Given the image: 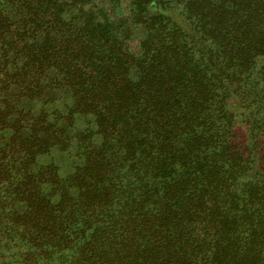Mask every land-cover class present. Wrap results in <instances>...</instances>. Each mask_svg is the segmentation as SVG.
<instances>
[{"label": "trees", "instance_id": "trees-1", "mask_svg": "<svg viewBox=\"0 0 264 264\" xmlns=\"http://www.w3.org/2000/svg\"><path fill=\"white\" fill-rule=\"evenodd\" d=\"M18 2L35 29L2 91L41 98L56 63L96 129L27 139L0 118V264H264V0H135L126 25L77 7L78 27ZM72 147L66 177L34 169Z\"/></svg>", "mask_w": 264, "mask_h": 264}, {"label": "rangeland", "instance_id": "rangeland-1", "mask_svg": "<svg viewBox=\"0 0 264 264\" xmlns=\"http://www.w3.org/2000/svg\"><path fill=\"white\" fill-rule=\"evenodd\" d=\"M135 0H59L66 4L67 18L72 17L74 20L72 27L81 26L84 22L83 16L76 15L78 11L77 7L89 8L92 12H96L99 8H103L102 11L111 22L121 21L125 25L130 22V9ZM13 2L8 0H0V8H5L3 11V27L5 26L6 34L0 36V80L4 79L3 74L5 72L12 74L19 70L23 64V44L29 42L31 39V31L35 29L31 19L22 20V14L26 11L23 10L18 0ZM11 4V5H10ZM68 6V7H67ZM89 6V7H88ZM23 21L26 23H23ZM25 27V29H23ZM138 32L132 37V46L135 50L136 46L142 39V31ZM25 35L23 40L21 36ZM136 51V50H135ZM30 70V69H29ZM59 72L58 65L52 63L48 69L49 77L43 80L47 88L43 92L41 98L22 99L20 97L12 96L10 91H2L1 87H4L0 83V118H5L9 124L17 122L16 126L21 127L20 135L25 138L33 136L34 132H39V137H44L47 134L55 131L57 128L63 129L66 126L67 132L79 133L94 131L95 125L92 118L71 117L69 115V106L71 104L70 97L63 90L57 89V85L61 82V77L57 75ZM136 78V77H135ZM52 79V88L48 86ZM14 97V98H13ZM36 116V117H35ZM37 118V119H36ZM12 122V123H10ZM55 126H51L52 124ZM28 124V125H26ZM62 132V131H61ZM60 133V132H59ZM11 136V130H0V147L7 143ZM50 153L44 154L38 159L37 166L44 167L41 169L42 174H49L48 169L57 168V172L61 178L66 177L72 173V168L81 164V161L77 158L76 148H52ZM48 167V169H45ZM3 196L1 192L0 184V200ZM57 200V199H55ZM14 209V208H12ZM5 224H0V229ZM9 228V227H8ZM10 248V249H9ZM11 250V247L0 242V253L6 255L5 250ZM10 252V251H9Z\"/></svg>", "mask_w": 264, "mask_h": 264}]
</instances>
